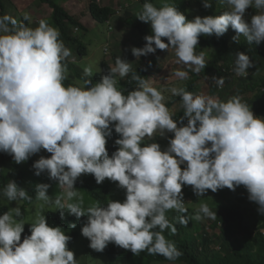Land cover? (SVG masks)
<instances>
[{
  "label": "clouds",
  "instance_id": "obj_1",
  "mask_svg": "<svg viewBox=\"0 0 264 264\" xmlns=\"http://www.w3.org/2000/svg\"><path fill=\"white\" fill-rule=\"evenodd\" d=\"M219 2L228 10L188 20L172 4L156 7L146 0L136 17L150 23L152 35L144 37L143 47L131 49L133 56L171 49L176 63L199 74L207 65L203 52H196L201 35L220 37L231 28L237 34L234 40L242 35L249 44L264 41V0ZM211 6V0H203L204 8ZM249 7L256 14L246 20ZM70 55L59 30L46 20L30 27L10 15L0 16V152L17 164L41 150L50 153L33 163L34 175L46 172L63 195L53 200L50 185L40 183L35 186V199L60 210L61 218L65 212L77 219L86 217L81 234L92 250L102 252L113 243L134 255L147 251L176 261L182 253L165 237V230L173 236L176 227L187 226L190 210H197L196 220L216 218L209 204L184 198L189 186L197 197L225 187L224 191H238L242 197L238 187L243 186L258 215L264 216V118L254 116L239 96L221 101L171 87L184 110L177 121L162 92L120 56L99 81L89 79L93 72L88 67L84 74L89 78L81 86H65L64 61ZM235 57L233 71L237 78H245L254 62L243 52L237 51ZM130 73L137 87L125 94L116 77ZM174 76L189 78L184 70ZM213 80L219 86L224 83L223 77ZM113 130L119 136L114 142L118 147L110 156L106 143ZM166 133L172 136L162 151L150 141ZM82 174H91L97 184L106 178L118 182L117 201L108 200L106 205L96 201L85 207L74 187ZM3 195L9 202L32 199L13 180L4 186ZM42 213V209L36 213L30 235L23 240L25 223L17 219L20 207L0 214V264H77L68 248L71 237L61 227L49 226Z\"/></svg>",
  "mask_w": 264,
  "mask_h": 264
},
{
  "label": "trees",
  "instance_id": "obj_2",
  "mask_svg": "<svg viewBox=\"0 0 264 264\" xmlns=\"http://www.w3.org/2000/svg\"><path fill=\"white\" fill-rule=\"evenodd\" d=\"M36 1L41 6H47L53 27L59 30L60 39L71 50V53L74 52L79 57L77 60L85 57L86 47L78 37L73 36L72 30L78 28V30L85 32L86 28L75 19L74 15L58 5L55 1ZM122 1L125 3L130 2V0ZM138 1L142 5L146 2V0ZM156 1L147 0V2H151L158 7L155 4ZM161 1L158 0L160 7L164 3L172 4L188 20H192L195 16L220 15L216 11L215 6L217 2L218 4L220 3L219 0H211L212 6L207 9L203 7V0H191L197 9L195 10L197 12L195 16L189 12L191 3H188V0ZM6 4L9 6L10 0H0V16L7 14L5 11ZM255 13L256 10H254L253 14ZM87 14L96 23L100 25L106 24L109 27V21L115 15V11L111 6L101 5V0H89ZM24 23L30 27L37 26V23L31 25L28 20ZM137 28L142 43L145 44L144 37L146 35H152L151 26L149 23L141 21ZM236 35V32L230 29L220 37H216L215 35H201L196 51H203L207 54V65L199 74L192 73V80L187 82L183 88L186 91L192 92L198 76L206 77L209 75L211 79L213 77H223V85L211 84L208 88V94L211 97L219 98L221 101H226L233 96H239L242 102L249 105L254 116L260 117L264 115V42H260L259 44L252 42L249 44L242 35L238 38V41L234 40L233 37ZM165 42L167 41L165 40ZM163 51L165 50L157 49L154 54L143 56L132 71L141 76L142 79L148 80L152 69L157 64L159 54ZM237 51L249 55L255 65L248 70V75L245 78H237L233 71L236 58L235 53ZM64 63L67 65V79L64 81L65 86H78L70 79L72 77L80 82L89 78L85 76L84 70L79 68L74 61L66 59ZM109 68V64L102 60L100 72L93 74L89 79L93 82L99 81L102 76L108 74ZM136 87L137 82L131 79L130 73L119 81L118 89L127 94L128 91ZM176 100L182 104L179 97L172 98L166 107L169 108ZM183 111L181 106L172 115V118L180 121V118L183 117ZM182 123L186 125V119ZM118 138L119 136L114 130L111 137L107 138L106 149L110 156L118 147L114 143ZM49 156L50 153H47L45 157L47 158ZM36 160V157L31 156L27 161L17 164L10 155L0 152V198H6L3 195V189L9 180H13L19 187L25 188L29 196L32 197L31 201L23 200V205L35 200V186L40 183H48L50 185L48 193L51 198L60 195L62 191L59 185L56 184V181L49 180L46 172L39 176L34 175L35 170L32 168V165ZM117 183L106 178L101 184H97L91 174H82L76 180L74 187L83 197L89 198L93 202L98 201L101 205H106L108 200L117 201L116 199L114 200V198H117L119 189ZM113 186H115L116 191L113 189ZM226 188L217 190L216 192L207 190L203 195L197 197L192 187L189 186V194L184 198L192 197L193 200H198L202 204L206 203L211 206V210L216 212V218L211 219L208 227L212 231L217 232H206V225L202 219L196 220L193 218L197 210H190L187 226L182 225L176 227L177 231L173 236L170 230H165L163 233L168 240L174 242L177 249L182 253L176 261H168L161 255H150L147 251L141 252L139 255H134L130 250H125L113 243H109L104 249L106 256L105 264H138L139 260H142L144 264H264V216L258 215L256 209H250L245 205L246 201L250 202L247 198L248 194L245 188L238 187L243 198L238 195V191H224ZM183 190H186V185L182 186ZM20 209L21 216L17 219L23 221L25 217L24 207ZM5 211H9L7 207H0V214H3ZM44 216L49 226H59L62 229L65 228L70 231L71 240L68 243V248L72 250L81 234V227L86 223L87 218L81 217L77 219L74 215H69L67 212L61 218L60 210L58 209L55 211L47 210ZM30 224H24L21 240H23L24 236L30 235ZM72 224L76 226L73 228L71 227ZM70 243L73 246H70Z\"/></svg>",
  "mask_w": 264,
  "mask_h": 264
},
{
  "label": "rangeland",
  "instance_id": "obj_3",
  "mask_svg": "<svg viewBox=\"0 0 264 264\" xmlns=\"http://www.w3.org/2000/svg\"><path fill=\"white\" fill-rule=\"evenodd\" d=\"M28 5V1L25 0ZM58 5L66 9L67 11L71 12V14L75 11L74 8L69 5H66V0H53ZM75 2L81 3L82 0H73ZM161 1V0H159ZM162 2V1H161ZM188 3L190 4L189 12L193 14L194 16L197 14L195 12L196 6L191 2V0H188ZM21 4H23V0H21ZM40 3L35 1V6L39 5ZM76 4V3H75ZM89 0H84L83 3L79 6L77 9V12H85L88 9ZM155 4L160 7V3L158 0L155 2ZM22 7L21 15L25 16L27 15L29 17V22L38 21L39 19L46 20L51 26L52 20L50 16L49 9L47 6H41V8H44L42 10V16L45 14V17H41L38 12L35 9H32L33 12H30L28 8ZM101 5L103 6H111L114 11L115 15L110 19L109 21V27L111 30L108 29L107 25H100L93 21L90 18V15L87 14V16L80 17L78 16V19L80 20L81 24L86 28V31L78 30L77 32H73V35L78 37L85 45L86 47V56L82 59H78V56L73 52L71 55L67 58L68 60H73L74 63L79 66L81 69H85L90 67L92 69L93 74L100 72L101 68V61H106L110 67L114 65L115 58L117 56H120L122 59L127 60L131 63L132 69L140 62L143 56L139 57L138 59L133 56L131 49L133 47L140 48L143 47L144 44L142 43V39L138 33L137 26L140 24V20L136 17L137 14L142 10V4L138 0H130L129 3H125L122 0H101ZM216 11L218 14H222L224 11L228 10V7L226 4H222L218 2L215 4ZM254 8L249 7L246 9L245 12V19L248 20L254 13ZM5 11L7 12V15L12 16L13 18L18 20V16L14 14V11H9L8 5L6 4ZM256 14V13H255ZM254 15V14H253ZM19 21V20H18ZM150 25V23H149ZM151 26V25H150ZM230 30H233L229 28ZM106 41L108 44L107 50L108 52L105 54L103 51V48L106 45ZM264 42V41H262ZM198 54L203 51H196ZM204 54L205 61L207 63V54ZM177 70H184L188 71L189 78L186 80H180L174 76V72ZM192 72L189 68H187L183 64L176 63V57L174 55V52L169 49L168 51H163L159 54L157 59L156 66L152 69L151 75L148 78V80L151 82L153 87H156L159 91L162 92L163 96L165 97L164 103L165 105L169 104L171 102L172 98H178V96H173L169 89L171 87H183L187 82L192 80L191 74ZM196 74V73H194ZM74 83H76L78 86H81L82 82L74 79L73 77L70 78ZM118 83L117 87L119 86V81L122 79L120 77H116ZM213 79L211 77L206 76H198L194 83V89L192 93L194 94H201L205 96H210L208 93V88L211 84H213ZM181 108V104L178 100L176 102L172 103L170 107L168 108L171 115H173L176 111H178ZM261 118H264L263 116H260ZM178 126H180L178 124ZM172 136V133H166L165 136H156L154 138V141L150 142H156L160 145L161 150L167 148L168 146V139ZM47 152L45 150H41L39 153L34 154L33 156L37 158V160L43 156L45 157ZM240 188H244L243 186H239ZM237 188V187H236ZM61 189V188H60ZM116 191V189H114ZM59 191V189H58ZM60 195H57V197H52L53 200L56 198H59L63 195V190L61 189ZM49 194V193H48ZM82 196V195H81ZM83 204L85 207L91 205L93 201L89 198L83 197ZM85 198V199H84ZM5 199V200H4ZM0 198V207L5 206L8 208V210H11L13 207H24L25 211V217L22 222L26 223H32L36 213L43 210V215L47 210L55 211L57 209H54L52 206H44L41 201L34 200L31 203H28L26 205H23V201H11L9 202L6 198ZM192 205L199 207L200 204L197 202H191ZM246 206H248L251 209H256L257 205L253 202H247ZM203 223L206 225V230L208 233H214L217 231H212L208 225L210 224L211 219L209 218H203ZM64 230L66 235L70 236V231L68 229H62ZM70 246H73L72 243H70ZM74 252V258L77 259V264H105L106 263V256L104 253V250L102 252H96L92 250L89 247V240L82 236V234L79 235V238L77 242L74 244L72 250ZM138 264H144L142 260L138 261ZM153 264H170V263H153Z\"/></svg>",
  "mask_w": 264,
  "mask_h": 264
},
{
  "label": "crops",
  "instance_id": "obj_4",
  "mask_svg": "<svg viewBox=\"0 0 264 264\" xmlns=\"http://www.w3.org/2000/svg\"><path fill=\"white\" fill-rule=\"evenodd\" d=\"M35 1L36 0H30V1H28V5H26L27 2L25 0H23V4H21V0H10V5L8 6V8H9V11H11V10L14 11V14H16V16H18L19 21H23V22L27 21V20H24L23 19L24 16L21 15L22 7H25V5H26V8H28L30 12H33L32 9H35L41 17H45V14H43V16H42V10L44 8H41L40 5L35 6ZM83 2H84V0H82L81 3H83ZM65 3L67 6L71 5L74 8L75 11L72 13V15H74L75 19L78 20L79 22H80V20L78 19V16H80L81 18L84 16H87V11H86V13L84 11L83 12H77V9L81 5V3L75 2L76 3L75 4L73 0H66ZM69 13H71V12H69ZM33 14H34V12H33ZM38 21L31 22V25L34 23H38Z\"/></svg>",
  "mask_w": 264,
  "mask_h": 264
},
{
  "label": "built area",
  "instance_id": "obj_5",
  "mask_svg": "<svg viewBox=\"0 0 264 264\" xmlns=\"http://www.w3.org/2000/svg\"><path fill=\"white\" fill-rule=\"evenodd\" d=\"M109 30H111V28L109 27ZM75 31H77V29H75Z\"/></svg>",
  "mask_w": 264,
  "mask_h": 264
}]
</instances>
